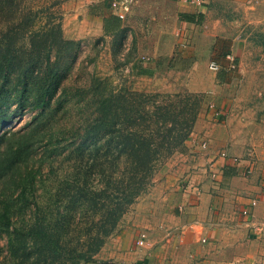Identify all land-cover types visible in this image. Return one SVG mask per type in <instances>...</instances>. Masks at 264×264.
Here are the masks:
<instances>
[{"label": "rangeland", "instance_id": "1", "mask_svg": "<svg viewBox=\"0 0 264 264\" xmlns=\"http://www.w3.org/2000/svg\"><path fill=\"white\" fill-rule=\"evenodd\" d=\"M156 1L143 0L139 19L123 22L116 33L69 37L66 0H0V22H15L14 31L20 35L27 30L38 33L48 24L59 29L60 40L45 35L32 44L28 34L16 48L25 60L34 47L45 57L44 43L51 42L49 62L63 58L55 98L67 99L71 106L58 120L67 127L63 136L76 139L54 168L43 171L45 180L34 186L25 215L33 221L46 215L53 224L59 220L57 229L77 250L67 257L69 264L104 233L108 236L97 254L80 264H101L125 253L128 246L142 247L138 239L146 221L163 213V200L174 188L181 149L199 117L211 108L206 93L187 88V63L179 59L180 26L152 19V10L164 4ZM222 10L221 28L228 37L222 39L223 50H234L241 63L232 90L237 112L246 115V120H233L234 131L242 136L237 147L242 159L264 162V0H247L239 8L227 3ZM6 32L7 26L0 23V39ZM222 53L199 69L212 85L217 81L210 80L209 64ZM172 57L178 59L169 65ZM158 60L164 67L156 78L138 77L133 71L137 64ZM32 114L17 117L15 128L24 126ZM70 209L74 217L66 220ZM14 222L20 224L18 213ZM0 244L5 247L7 237Z\"/></svg>", "mask_w": 264, "mask_h": 264}, {"label": "crops", "instance_id": "2", "mask_svg": "<svg viewBox=\"0 0 264 264\" xmlns=\"http://www.w3.org/2000/svg\"><path fill=\"white\" fill-rule=\"evenodd\" d=\"M132 1L135 5L131 9ZM158 1L164 4L155 5L156 9H162H153L151 17L156 22L179 24V59L187 63L186 86L206 93L211 108L199 117L194 133L181 149L182 160L175 171L174 188L163 200V213L145 223L142 232L146 236L145 246H128L125 253L109 261L116 264H264V162L242 159L237 147V140L242 136L232 127L233 120L243 121L239 116L246 120V115L237 112L238 99L232 92L235 74L241 72L238 54L231 49L237 56V72L228 70L225 64L222 70L210 71V80L217 81V85L210 84L199 71L216 53L225 52L222 39L228 37L221 28V22H225L222 5L228 3L239 8L247 0ZM126 3L125 18L121 19L112 7V0H66L65 22L72 29L67 35L106 34V28L111 30L114 26L112 22H120L116 31L107 34L116 33L123 28V22L139 19L144 4L143 0ZM173 59L178 57H172L169 65ZM163 67L164 61L158 60L137 64L133 71L138 77L156 78ZM195 138L205 140L207 148L194 143ZM245 209H250L252 214L244 215Z\"/></svg>", "mask_w": 264, "mask_h": 264}, {"label": "trees", "instance_id": "3", "mask_svg": "<svg viewBox=\"0 0 264 264\" xmlns=\"http://www.w3.org/2000/svg\"><path fill=\"white\" fill-rule=\"evenodd\" d=\"M0 23L7 26L6 34L0 39V242L7 237L6 246L0 244V264H69L67 257L77 250L69 247L65 236L57 229L59 220L53 224L46 215H38L34 221L25 215L31 206L34 186L45 180L43 171L54 168L60 162L59 156L61 158L76 139L63 136L65 132L62 131L67 127L58 120L60 114H67L71 106L69 100L55 98L60 89L61 81L57 77L62 57L49 62L51 42L44 43L45 57L34 47L25 60L18 55L16 48L18 40L28 34L32 44L34 38L45 35L60 40L59 29L55 24H48L39 29L41 33L27 30L20 35L14 31L18 26L15 22ZM112 24L111 30L114 31L120 26V22ZM111 30L106 28V34ZM226 52L217 56L216 61L221 62ZM29 112L33 113L31 120L15 128L13 121ZM37 209L41 214V209ZM70 211V215L68 212L65 215L66 220L74 217V209ZM16 213L20 217L17 225L14 222ZM106 236L105 233L97 235L89 249L71 256L75 258L72 264L89 261L100 250ZM101 264L116 263L104 261Z\"/></svg>", "mask_w": 264, "mask_h": 264}, {"label": "built area", "instance_id": "4", "mask_svg": "<svg viewBox=\"0 0 264 264\" xmlns=\"http://www.w3.org/2000/svg\"><path fill=\"white\" fill-rule=\"evenodd\" d=\"M127 0H112V7L113 9L116 10V14L119 16V18L121 19H124L125 18V12H126V9H127V3H126ZM191 1H196V0H191ZM225 60L227 61L226 63V67L228 70H232V71H236L238 69V62H237V59L235 57V55H233L232 53H227L225 55ZM224 66V65H223ZM222 64L221 63H218V62H211L210 63V66L209 68L212 70V71H219L223 68ZM195 143L200 146L201 148L205 149L207 148L208 144L205 140H200L198 138H195L194 139ZM223 156H227L226 153H222ZM253 206L256 205L255 202H253L252 204ZM244 215L246 216H249L252 214L251 210L250 209H245L243 212H242ZM256 229H258L257 227H255ZM145 238L146 236L144 234H142L140 236V239L138 240V244L140 246H143L145 243Z\"/></svg>", "mask_w": 264, "mask_h": 264}, {"label": "bare ground", "instance_id": "5", "mask_svg": "<svg viewBox=\"0 0 264 264\" xmlns=\"http://www.w3.org/2000/svg\"><path fill=\"white\" fill-rule=\"evenodd\" d=\"M224 67V66H223Z\"/></svg>", "mask_w": 264, "mask_h": 264}]
</instances>
